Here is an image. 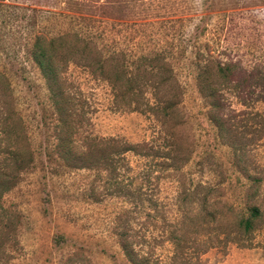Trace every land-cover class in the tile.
I'll use <instances>...</instances> for the list:
<instances>
[{"label":"rangeland","instance_id":"obj_1","mask_svg":"<svg viewBox=\"0 0 264 264\" xmlns=\"http://www.w3.org/2000/svg\"><path fill=\"white\" fill-rule=\"evenodd\" d=\"M2 7L11 17L2 15ZM68 31L88 43L90 60L99 53L114 64V53H123L132 75L142 74L135 58L158 54L173 79L156 90L180 94L164 124L149 112L115 107L108 83L82 66L88 59L79 58L80 51L77 63L64 69L83 115L74 135L78 144L86 138L139 143L154 137L156 144L176 149L173 159L151 168L153 162L130 157L133 170L119 174L140 185L130 198L114 196L111 165L69 166L51 151L54 113L26 46L36 33ZM212 61L232 64L237 76L256 75L258 85L248 89L264 97V0H0V71L10 82L33 157L1 199L16 212L15 242L6 246L5 264H130L119 248V232L164 264H264V102L240 105L233 86H226V111L240 148L233 154L216 137L198 93L196 76ZM150 75L141 84L147 93L159 79L152 82ZM172 126L173 136H164ZM240 171L259 180L246 195L249 182ZM246 203L260 215L245 235L235 222ZM173 234L179 241L174 253L168 240Z\"/></svg>","mask_w":264,"mask_h":264},{"label":"trees","instance_id":"obj_2","mask_svg":"<svg viewBox=\"0 0 264 264\" xmlns=\"http://www.w3.org/2000/svg\"><path fill=\"white\" fill-rule=\"evenodd\" d=\"M2 15L11 17V12L2 7ZM21 18L24 19V15H21ZM82 40L76 33L69 31L49 37L36 33L26 46L30 59L44 79L48 101L54 113V123L52 124L54 143L51 146V151L69 166L86 167L93 163L111 165V168L114 169V196L130 198L131 195L139 193L140 185L137 187L131 185V181H124L119 176L122 171L133 170L129 165L130 157L138 156L147 159L150 163L153 162L152 165H147V168H151V166L154 167L160 162L171 159L176 149H170L169 145L156 144L157 140L154 137L150 141L139 143H129L123 139L112 137L99 140L86 138L78 144L74 135L82 129L83 115L77 111L75 102L72 101L69 93L70 83L65 77L64 69L69 64L77 63L74 58L80 51L77 54L78 57L84 60L88 59L87 63L82 66L90 68L88 71L93 72V76L108 83L112 103L115 107L126 108L130 111L149 112L155 121L164 124L175 111L180 101V94L177 92L170 94L169 91L168 94L166 91L161 94L156 90L163 82L167 81L166 85H171L170 81L173 79L170 73H166L167 63L158 57V54L141 55L135 58L136 66L141 68L142 74L132 75L131 72L126 71L128 64L125 66L126 62L122 63L123 53H114V64L111 63V56H101L99 53L90 60L84 53V47H87L88 43ZM76 46L79 47L76 48ZM89 53L96 54V51L92 50ZM118 59L121 60V63ZM234 70L230 63L221 64L218 61H212L211 65L202 66L201 72L196 76L199 97L206 110V119L213 127L216 137L221 142H226L225 144L233 154L240 148L236 147L238 137L232 128L230 114L227 113L228 110L226 111L228 99L225 90L229 89L226 86L228 83L233 86L232 97L240 105H250L251 108H254L256 102H264V97L260 95V92L253 88L248 89L252 83L258 85L255 82L257 76L245 71H242L244 73L242 76H237L233 73ZM146 74H151L152 82H155V77L159 78L158 84L149 93L141 89ZM224 86L225 89H223ZM258 114V112L254 113L255 116ZM263 130L264 125L261 127V131ZM163 134L164 136H173V126L171 130L170 127L165 129ZM184 159L186 161L187 158ZM184 159L181 160V164L185 162ZM32 160L25 125L17 110L10 82L0 71V264L7 263L6 246L9 242H11V246L15 242L13 232L16 224V212L4 207L1 199L4 193L17 183L21 172L31 164ZM76 162H80V165H74ZM141 170L143 173L147 172V169L146 171ZM135 174L141 173L136 170ZM240 174L249 182L247 185L249 187H246L244 192L246 195L251 188L250 184H253L255 188L259 180L245 171H240ZM144 175H148V173H144ZM254 192L256 193V190ZM259 215L260 210L257 206L244 204V211L235 222L238 233L246 235L253 232V220ZM168 240L171 242L174 253L179 244L177 236L170 235ZM233 240L236 243L239 242V240ZM117 242L121 253L130 264H164L150 260L146 255L136 250L126 232L117 233Z\"/></svg>","mask_w":264,"mask_h":264}]
</instances>
